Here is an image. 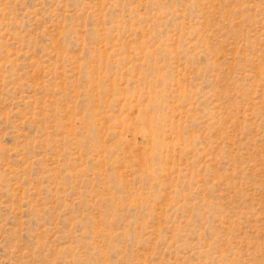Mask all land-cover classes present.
Segmentation results:
<instances>
[{
    "label": "rangeland",
    "instance_id": "1",
    "mask_svg": "<svg viewBox=\"0 0 264 264\" xmlns=\"http://www.w3.org/2000/svg\"><path fill=\"white\" fill-rule=\"evenodd\" d=\"M0 264H264V0H0Z\"/></svg>",
    "mask_w": 264,
    "mask_h": 264
}]
</instances>
